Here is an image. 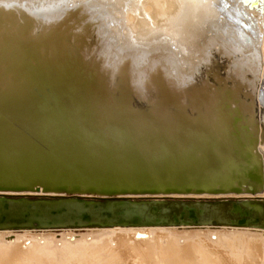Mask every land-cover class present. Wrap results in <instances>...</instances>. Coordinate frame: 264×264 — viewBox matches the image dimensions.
Returning <instances> with one entry per match:
<instances>
[{"label": "bare ground", "instance_id": "1", "mask_svg": "<svg viewBox=\"0 0 264 264\" xmlns=\"http://www.w3.org/2000/svg\"><path fill=\"white\" fill-rule=\"evenodd\" d=\"M150 1L0 0V255L35 223L98 227L23 253L50 261L113 231L264 237V0Z\"/></svg>", "mask_w": 264, "mask_h": 264}, {"label": "rangeland", "instance_id": "2", "mask_svg": "<svg viewBox=\"0 0 264 264\" xmlns=\"http://www.w3.org/2000/svg\"><path fill=\"white\" fill-rule=\"evenodd\" d=\"M151 4L153 5L152 0L150 1L149 5ZM145 9L144 11L146 12ZM213 223L214 227H212L211 230L220 229V226L216 221H214ZM72 228L78 231H39L45 229L35 228L29 229L36 230L35 232H18L16 234L20 236V239H17V241L15 242L17 249L12 251H18L21 254H2L0 255V264H115L116 262V264H136V260H133L132 258L140 257V251L144 248H148L151 256L156 255L154 256V258H159L160 261H162L161 264H264V237L252 236L247 234H239L237 236H234L233 238L228 239L221 238L219 241H222V247H219L218 250H216L215 252H211L208 255L199 250L191 253L192 249L197 250L195 247H193V244L196 241L198 243L213 241L206 235L204 236L202 234L189 233L174 236L172 234L159 231L151 233L150 238L147 241L145 240V244L140 243V245L134 243L132 232L130 231H113L102 234L103 236H105V239L103 241L104 247L96 250L95 248L97 247L94 246V248L89 245V250L87 249L86 253L90 254L86 257L67 255L59 259L50 261L47 259L42 260V258H32V256L29 258L28 256L23 255V253H25L26 251L30 252L29 249H32V247L34 246L44 247L47 246L48 243L53 244L54 248L61 249V246H59V244H57L55 240L47 242L46 240L48 238H44L42 236H55L56 239H58L57 236H60L63 233H72L74 236L83 237L89 234V232L86 231L87 229H94L98 227L88 226ZM60 229L61 228L56 230ZM176 229L178 231L185 232L195 230L194 228ZM170 240H174L175 243H178L179 240V246L184 247V249L190 252L189 254H191L194 258L185 261L184 259L186 257L172 252V248L169 246ZM92 241L93 240L91 239L85 240L84 242L85 244H90ZM63 243L72 244V242L68 240ZM91 249L95 250V253H91ZM111 255H113L112 257H114V259L106 261L107 258H110Z\"/></svg>", "mask_w": 264, "mask_h": 264}, {"label": "water", "instance_id": "3", "mask_svg": "<svg viewBox=\"0 0 264 264\" xmlns=\"http://www.w3.org/2000/svg\"><path fill=\"white\" fill-rule=\"evenodd\" d=\"M10 189H12L13 191H18V192H20V191L28 192L31 190L30 188H27V187H16V188H10ZM88 226H90V225H88ZM63 227H68V226H63ZM69 227H76V225H74V226L71 225ZM35 228L40 229V226L38 225V223H35L34 226L32 228H29V229H35ZM59 228H62V227L58 226L57 228H53V229H59ZM42 229H47V228H42ZM14 230H23V229L15 228Z\"/></svg>", "mask_w": 264, "mask_h": 264}]
</instances>
